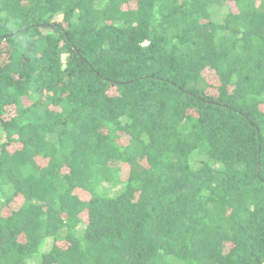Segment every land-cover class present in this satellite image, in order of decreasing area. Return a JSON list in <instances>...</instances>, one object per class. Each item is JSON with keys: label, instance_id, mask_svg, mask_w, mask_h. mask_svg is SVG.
<instances>
[{"label": "trees", "instance_id": "trees-1", "mask_svg": "<svg viewBox=\"0 0 264 264\" xmlns=\"http://www.w3.org/2000/svg\"><path fill=\"white\" fill-rule=\"evenodd\" d=\"M34 263L264 264V0H0V264Z\"/></svg>", "mask_w": 264, "mask_h": 264}, {"label": "rangeland", "instance_id": "rangeland-1", "mask_svg": "<svg viewBox=\"0 0 264 264\" xmlns=\"http://www.w3.org/2000/svg\"><path fill=\"white\" fill-rule=\"evenodd\" d=\"M117 176L121 178L123 176V173H118ZM102 186H103V189L104 190L107 189L108 192L114 191V190H116L119 187L118 184H113L112 182H108V181L103 182ZM49 243H50V239H48L47 243H45V245H43L42 250L47 249L48 246H49Z\"/></svg>", "mask_w": 264, "mask_h": 264}]
</instances>
